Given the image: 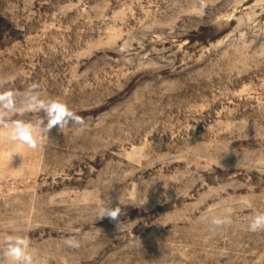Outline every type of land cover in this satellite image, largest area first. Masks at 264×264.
Returning <instances> with one entry per match:
<instances>
[{"label": "rangeland", "instance_id": "rangeland-1", "mask_svg": "<svg viewBox=\"0 0 264 264\" xmlns=\"http://www.w3.org/2000/svg\"><path fill=\"white\" fill-rule=\"evenodd\" d=\"M257 212L264 0H0V264H264Z\"/></svg>", "mask_w": 264, "mask_h": 264}, {"label": "clouds", "instance_id": "clouds-1", "mask_svg": "<svg viewBox=\"0 0 264 264\" xmlns=\"http://www.w3.org/2000/svg\"><path fill=\"white\" fill-rule=\"evenodd\" d=\"M38 85L33 84L27 92H34ZM66 116L64 119L52 116L49 118V122L40 131V135L37 137L33 134L34 130L30 125L18 122L13 125L12 132L10 133V138L13 140H21L27 144L28 147L35 149L38 147L39 143H42L44 139L48 138L47 133L49 130L59 125V128L64 126L65 120L72 118L76 123L82 124L83 119L81 117L75 116L69 112L65 105H60ZM146 200L141 204L143 205ZM120 205H123L120 203ZM120 205L116 207H111L110 205L106 207H101L97 210L95 216L96 219H103L105 217L109 218L112 222L116 223L120 228V216L124 214L123 209ZM210 226L212 231L226 229L232 225L233 220L230 215L223 216H213L210 221ZM248 230L253 233L264 232V212H257L252 215L249 219ZM4 247L2 249L3 255L7 258L8 264H34L33 252L29 250V245L23 242L22 238H12L9 236L4 241ZM64 243L67 247L78 249L81 247V241L75 235H71L65 238Z\"/></svg>", "mask_w": 264, "mask_h": 264}, {"label": "snow or ice", "instance_id": "snow-or-ice-1", "mask_svg": "<svg viewBox=\"0 0 264 264\" xmlns=\"http://www.w3.org/2000/svg\"><path fill=\"white\" fill-rule=\"evenodd\" d=\"M60 111L63 112V109H61Z\"/></svg>", "mask_w": 264, "mask_h": 264}]
</instances>
